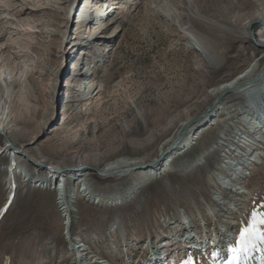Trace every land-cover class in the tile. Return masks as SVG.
I'll return each mask as SVG.
<instances>
[{"label": "rangeland", "instance_id": "374dc122", "mask_svg": "<svg viewBox=\"0 0 264 264\" xmlns=\"http://www.w3.org/2000/svg\"><path fill=\"white\" fill-rule=\"evenodd\" d=\"M138 1L114 22L120 33L111 48L100 60H92L96 94L75 104L73 99L80 95H72L63 78L55 100H50L48 87L54 75L47 67L58 70V59L46 48L28 53L26 36L10 18L13 7L0 0L4 13L12 9L3 18L10 34L3 39L8 38L12 49L24 51L9 60L1 55L0 66L16 89L20 80H26L14 104L15 123L24 135L13 137L26 152L8 146L0 133V208L8 201L0 209V264H226L239 230L248 226L253 213L264 215L263 84L260 94H223L219 111L216 105L208 112V126L194 131L190 148L173 157L161 173L151 174L131 197L140 170L100 177L87 169L121 157L148 163L182 122L208 109L211 87L234 77L253 60L261 64L264 59V46L225 38L217 49L221 52L226 46L224 61L214 70L210 58L191 47L188 34L156 8L166 1L175 6L178 0ZM15 2L27 8L28 18V12L38 18L43 17L39 9L47 0ZM71 44L63 63L65 74L71 71L75 54ZM53 104L58 105L55 118L38 132ZM243 141L253 142V162L238 176L243 191L229 193L232 169L239 167V159L249 157ZM239 146L243 152L232 148ZM16 150L37 163L65 165L59 167L65 172L58 173L65 178V196L72 204L69 228L58 192L31 183L52 167L44 162L46 168L35 165ZM75 162L84 163L88 172L82 184L69 178ZM259 228L264 231V225ZM188 232L195 233L190 242L184 238ZM156 249L165 260L154 261L151 253ZM239 264H264V243L242 255Z\"/></svg>", "mask_w": 264, "mask_h": 264}, {"label": "bare ground", "instance_id": "6f19581e", "mask_svg": "<svg viewBox=\"0 0 264 264\" xmlns=\"http://www.w3.org/2000/svg\"><path fill=\"white\" fill-rule=\"evenodd\" d=\"M129 1L130 3L127 5V2ZM137 2L139 1L47 0V3H44V6H41L39 9V11L42 12L41 14H43V17L39 16L38 18H34L31 15L32 12H28V14H30V17L28 18L26 14L27 10H25L27 8H25L23 4L19 7L15 0H8L6 3L7 8L13 7V11L10 12V18H14V20H16L15 22L12 21V23H14L17 29L20 30L21 35L26 36L27 46L25 47L26 50H29L28 53H37V51H40V48H46L54 55V57L58 59L60 64L58 70L54 72L50 66L47 67L48 70H50L49 75H54V81L48 87V94H50V100L52 102L55 100V93L59 88L62 78L66 80L67 87L72 88V95H74V93L80 95L79 97L75 96L76 98L73 99L76 101L75 104H78L80 101H87L96 94V91L98 90L97 85L90 77V68L93 66L92 60H100L101 57H103L104 54L111 48V43L115 41L120 33L118 26H113L114 22L116 20L118 21L121 16H124L125 12L129 13L133 4L135 5ZM174 5L175 6L166 1L164 4L156 6V8L159 12L161 11L164 15L169 17L173 21L174 26H178L183 33L188 34L187 36H189L192 40L191 47L193 49L199 48L202 54L209 57L210 61L214 63V70H218L219 66L222 65V61H224L222 52L225 51L223 49L226 46L221 49V52L217 51V49H219V45L223 42L222 39L226 38L231 41L238 40L245 43L253 42L258 46H264V0H178ZM7 8L6 10L8 12L9 9ZM4 12L5 9L0 7V48L3 47L2 50L0 49V56L4 55V59L9 60L13 56L17 55V53H19L22 49H12L11 45L7 42L8 38L3 39L5 37L4 34L6 33L8 34V37L10 36L7 31L8 26L5 24L6 21L3 20L4 17H7V12ZM34 15L36 16V13H33V16ZM3 41H5V44ZM70 41L73 43L71 46L76 49L75 54L70 59V64H72L70 69L71 71L65 74L63 63L68 57L67 45ZM1 69L2 66H0V133L4 136L5 141L8 142L7 145L10 144V147L19 148L26 152L24 144L17 145V143L13 140V137L16 135H24V132H22L24 130L19 129L15 123L16 117L14 115V104L15 99L22 96L21 91L26 80H20L21 82L19 84V88L16 89V84H14L15 82L13 80H9V75L7 76L3 69ZM261 85L264 86V59L261 61V64H258V61L253 60L250 65L238 72L234 77L211 87L210 90L212 100L209 102L208 106H210L214 100L222 97L226 92H231L235 95L245 94L248 91H251L250 93L252 94H260L263 89L261 88ZM67 96L68 94L63 96V98L65 99ZM216 105H218L217 108L215 107L216 109L220 108L218 103H216L215 106ZM51 108L53 109V112L43 120L38 132H42L44 129L49 127L53 118H55L58 111V105L55 107L53 104ZM217 111H219V109L216 110V112ZM216 112H214V115ZM200 116L201 114L197 117L194 116L186 122H182L180 127L176 130L177 132L175 131L176 133H173V135L167 139V143L159 151V155L163 153L167 146L172 145L178 138V134L184 130L185 132L180 142L182 146H179L175 150L176 152L167 154L165 161L160 163L161 165L155 162L159 157L158 155L149 161L151 163L149 165L150 167H146L144 170L139 169L140 179L134 185V189L131 191L130 197L137 189L141 188L147 183V181H149L151 174H156L158 172L161 173V169H164V166H166L168 162L173 159V157L190 148V144L194 139V131L199 129L200 131H197L201 132L206 129L208 126L207 124L211 119L209 114L199 118ZM262 122L264 125V121ZM201 124L203 127L199 128ZM36 135L33 139L37 137ZM30 142L33 143L34 141ZM242 143V145L240 143L239 145L244 147V149L247 147L245 156L249 153V157L246 158L248 160H245V158L243 161L242 159H239L237 163L239 167L237 169L234 168L235 170L232 169L231 177L234 178L232 179L234 181L231 183V187H229V193L233 191L236 192L237 189L243 191L240 189L241 185H239L240 180H238V176L243 173L245 168L252 165L251 163L253 162L252 159H250L254 153V151L250 149V145L253 142L248 143L243 141ZM232 148L235 151L238 150L236 152H243L240 146ZM21 150H16L17 154L26 158L28 161L31 160L33 164L41 167L44 165L45 167L43 168L47 167L45 164L52 167V169L48 168L50 172H48L47 175L45 174L43 177H33L31 179V183H34L39 188L47 187L49 189L52 187V189H55V191L58 192L59 204L62 205L61 209L64 210V215L72 217L69 215V210H72V204L65 196L68 189L65 183V178L61 175V173H58L60 171L65 172V170L59 169V167H64L65 165L56 166L48 164L43 160L42 162L37 163L36 161L30 159V157ZM234 153L235 152H233V154ZM76 156L77 155H75V159L79 160V157ZM22 157L17 158L22 159ZM229 158L230 157L227 159L228 162H230ZM14 159H16V154L15 157H13L12 162ZM43 162L45 164L41 165ZM141 164H146V162L138 158L133 159L121 157L114 161L105 162L101 167L88 166L87 169L96 172L100 177H104L116 174L115 172L121 168ZM83 166L84 163L75 162L73 167H71L73 171L71 172L69 178H73V180L76 179V183L79 182L82 184V181L88 177V172L82 168ZM9 169L12 168L9 167ZM236 185L238 186L236 187ZM9 186L15 188V186L11 184ZM14 192L15 189H13V193L8 199H12ZM225 199L227 198H223V200ZM7 203L8 201H6L1 208L4 209ZM65 224L68 223L65 222ZM70 225H72V221H69L68 228ZM194 234L195 233L188 232L184 238L190 242V240L195 239ZM162 244L164 246L166 245L165 243ZM193 247L196 246L193 245ZM85 249L86 247L82 248L83 251ZM157 249L151 253V257H153L154 261L165 260L166 257L163 258L164 254L162 256L159 255L160 253H157Z\"/></svg>", "mask_w": 264, "mask_h": 264}, {"label": "snow or ice", "instance_id": "6c2138e0", "mask_svg": "<svg viewBox=\"0 0 264 264\" xmlns=\"http://www.w3.org/2000/svg\"><path fill=\"white\" fill-rule=\"evenodd\" d=\"M260 225H264V215L253 213L248 226L239 230L235 246L228 249L230 256L226 264H239L242 255H246L258 242L264 243V231L260 230ZM186 264H190V261Z\"/></svg>", "mask_w": 264, "mask_h": 264}, {"label": "water", "instance_id": "95a60500", "mask_svg": "<svg viewBox=\"0 0 264 264\" xmlns=\"http://www.w3.org/2000/svg\"><path fill=\"white\" fill-rule=\"evenodd\" d=\"M221 97H219L218 99L214 100L210 106L208 107V109L203 113L201 114V117H203L204 115H207L208 112L213 109L215 107V104L218 103L220 101ZM184 130L182 132H180L178 134V138L174 141V143L170 146H167L163 153L159 155V157L156 159V163L160 164L162 161L164 162L166 157H167V154L169 153H172V152H176L175 150L179 147V146H182V144L180 143L181 140H182V137L184 135ZM173 156V155H172ZM171 157V156H170ZM151 163H146V164H141V165H134V166H128V167H124V168H121L119 169L118 171H116L115 173L116 174H119V173H133L134 171H137L139 169H144L146 167H149Z\"/></svg>", "mask_w": 264, "mask_h": 264}, {"label": "built area", "instance_id": "2783aa9c", "mask_svg": "<svg viewBox=\"0 0 264 264\" xmlns=\"http://www.w3.org/2000/svg\"><path fill=\"white\" fill-rule=\"evenodd\" d=\"M63 215V214H62ZM63 217H64V220H63V222L65 221V222H67L68 223V225H69V221H70V216H67V217H65V215H63ZM66 219V220H65Z\"/></svg>", "mask_w": 264, "mask_h": 264}]
</instances>
